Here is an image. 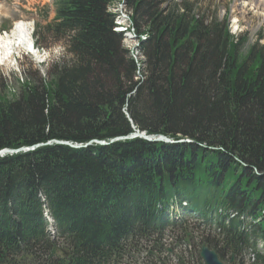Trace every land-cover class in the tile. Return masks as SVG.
Returning <instances> with one entry per match:
<instances>
[{
    "label": "trees",
    "instance_id": "16d2710c",
    "mask_svg": "<svg viewBox=\"0 0 264 264\" xmlns=\"http://www.w3.org/2000/svg\"><path fill=\"white\" fill-rule=\"evenodd\" d=\"M116 1H55L45 30L64 40L66 52L49 80H26L15 97L0 91V151L128 135L125 107L136 128L193 142L52 144L0 156V264H125L153 229L163 231L165 216L154 211L175 194L200 210L222 206L260 219L252 234L238 231L235 218L220 239L201 235L222 258L240 256L251 237L264 240V45L240 55L245 35L234 37L217 19L207 23L186 2L119 0L135 33L147 36L145 78L137 80L140 62L123 47L108 9ZM129 190L146 204L118 200ZM45 205L54 240L45 232ZM139 207L140 228L123 244ZM180 229L186 235L188 224ZM253 264H264V254Z\"/></svg>",
    "mask_w": 264,
    "mask_h": 264
},
{
    "label": "rangeland",
    "instance_id": "374dc122",
    "mask_svg": "<svg viewBox=\"0 0 264 264\" xmlns=\"http://www.w3.org/2000/svg\"><path fill=\"white\" fill-rule=\"evenodd\" d=\"M175 1L179 4L183 2L189 4L191 10L202 16L207 23L212 19H217L219 22L227 20L225 23H228L232 35L239 39L241 35H245L246 40L239 50L240 55H245L251 45L257 41L264 45V15L254 8L253 4L248 3L235 7L237 0ZM55 8L54 0H0V32L3 31L4 27H11V31L13 24L16 22L25 24L26 26L21 27L23 29L31 28L32 42L33 44L37 42L38 45L36 46L38 51L35 47L33 48L36 52L31 49L14 50L7 56L4 54L2 60L0 59V91L3 89L9 97L19 95L21 84L26 80L36 84H40L43 79L49 80L53 67L58 64L59 60L63 59L66 52L64 50V40L57 38L48 29L45 30L53 22L56 14ZM111 10L113 13L118 12L119 17H122L121 13H130L124 5L119 3V0L111 5ZM120 20L124 21L122 23L127 26L126 19L124 20L122 17ZM36 33H38L37 36ZM123 37V47L131 49L132 52L129 51L130 55L133 58L137 57L140 60H145V57L137 49L139 47L138 39L130 34H123ZM139 67L140 70L136 79L143 80L145 77H142L141 72L145 71V63L141 64L140 62ZM134 93L131 92L130 95ZM123 112L125 118H128L133 123L132 125H135L126 107ZM80 144L85 145L86 143ZM8 154L12 155V153ZM8 154H3V156Z\"/></svg>",
    "mask_w": 264,
    "mask_h": 264
},
{
    "label": "bare ground",
    "instance_id": "6f19581e",
    "mask_svg": "<svg viewBox=\"0 0 264 264\" xmlns=\"http://www.w3.org/2000/svg\"><path fill=\"white\" fill-rule=\"evenodd\" d=\"M125 1V0H124ZM248 1V2H247ZM253 4L252 6L264 15V0H237L235 7L238 5ZM256 3V5H255ZM25 24L17 23L14 28L0 35V59L4 54L7 56L12 51L33 50L32 30L31 28H22ZM138 49V48H137ZM36 52V51H35ZM34 55V54H33Z\"/></svg>",
    "mask_w": 264,
    "mask_h": 264
},
{
    "label": "water",
    "instance_id": "95a60500",
    "mask_svg": "<svg viewBox=\"0 0 264 264\" xmlns=\"http://www.w3.org/2000/svg\"><path fill=\"white\" fill-rule=\"evenodd\" d=\"M134 136H141L144 137L145 139L149 140V141H165V142H172L171 140H169V138L165 137V136H158V137H154V136H148L144 133H138L135 134ZM57 143H66V144H70L68 142H62V141H57ZM102 144V143H101ZM72 145V144H70ZM39 145H36L34 147H38ZM33 148V147H32ZM31 148H22V149H16V150H7L9 152H16V151H26L29 150ZM5 151V152H7ZM201 255L204 258V260L206 261L207 264H223L222 261H220L218 254L214 251V250H210L207 246H203L202 250H201Z\"/></svg>",
    "mask_w": 264,
    "mask_h": 264
}]
</instances>
